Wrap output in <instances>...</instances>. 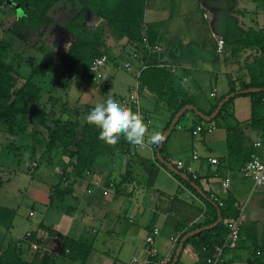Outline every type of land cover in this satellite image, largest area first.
I'll list each match as a JSON object with an SVG mask.
<instances>
[{
  "label": "crops",
  "instance_id": "1",
  "mask_svg": "<svg viewBox=\"0 0 264 264\" xmlns=\"http://www.w3.org/2000/svg\"><path fill=\"white\" fill-rule=\"evenodd\" d=\"M260 11L264 12V0L147 1L144 25L147 27L148 24H155L154 43H159L163 48L162 55L155 57L157 64L165 63L176 68L171 77L174 87L182 90L200 112L210 113L216 101L229 95L232 88L238 94L244 91L246 85L264 83V27L258 21L246 19L247 22H244L245 17H253V14L257 15ZM217 39L224 41L221 52L217 51ZM108 46L107 60L111 59L110 51L114 55L119 52L120 56L130 58V46L124 40H112ZM184 47L186 48L183 50ZM209 47L222 57L210 58L205 52ZM186 51L190 57H186ZM139 70L140 63L132 60V70L129 72L133 73L136 82H139ZM189 74L198 85L197 88H202L207 101L193 100L197 88L188 80ZM107 79L105 80L109 85ZM136 82L128 83V93ZM95 86L98 87L96 84ZM140 92L145 93L144 99L148 101H143L141 107L140 100L139 108L150 119L149 132L163 135L168 129L165 130V127L173 110L150 89L140 88ZM211 93L213 97L210 96ZM237 94L231 98L233 100L221 116L218 113L210 122L202 120L201 123L215 126L212 132L192 136L190 130L197 125L193 114L188 117V124L179 122L163 144L165 146L161 157L173 167L181 161L185 168H191L197 178L180 172L192 178L198 187L213 197H233L239 206L238 219L243 230L247 225L254 224L256 242L262 248L264 190L261 189L263 197H251L257 187L245 179L241 171L251 155L264 157V147L256 146L257 142L264 144V103L254 107L250 96ZM127 95L121 93L117 99ZM158 107L161 110L155 114ZM151 109L155 110L152 112ZM64 112L68 111L60 113L64 115ZM58 115L55 118L62 117ZM74 116L77 119L63 120L87 124L85 120H78L81 117L78 113ZM44 131L31 126L26 136L33 141L37 133L42 136ZM228 133L234 143V153L231 156L227 150ZM2 137L7 141L14 138L5 135ZM3 145L2 143L1 147ZM15 146L22 149V146ZM156 153L152 145L144 149L131 145L129 152L116 151L110 158H99L93 171L76 184L71 195L56 198L58 206L55 207L52 206L55 199H50L52 186H45V205L52 209L55 217L44 220L39 225L50 228L62 238L70 237L90 245L92 252L84 264H90L93 259L97 260V264L111 261H114L113 264H157L159 260L168 261L175 248L173 238L202 222L209 216V212L205 204L175 178L177 175L158 161ZM194 153L198 156L196 160L192 158ZM209 159H216L218 163L213 165ZM226 177L230 178L228 190L221 187V182ZM179 223L188 225L177 231ZM39 225L36 229L26 231L25 235L36 231L37 237L45 242L44 249L55 253V242L49 238L46 230H39ZM153 228H157L159 233L152 244H147L146 238ZM7 233L5 231L1 240L5 235L7 241ZM243 234L244 231L242 237ZM243 245L247 248L249 243L245 241ZM38 246L34 243L31 249L35 251ZM235 251L224 253L227 263L238 264L241 261ZM150 252L154 253L153 258L149 257ZM177 264L205 263L188 244L183 246Z\"/></svg>",
  "mask_w": 264,
  "mask_h": 264
},
{
  "label": "trees",
  "instance_id": "2",
  "mask_svg": "<svg viewBox=\"0 0 264 264\" xmlns=\"http://www.w3.org/2000/svg\"><path fill=\"white\" fill-rule=\"evenodd\" d=\"M60 1L0 0V3H12L21 11L20 19L13 31L14 35L8 33V31L10 32L9 29L5 31L6 35L0 40V130L7 137L26 135L29 128L30 107L38 103L42 91L40 84L35 83V80L38 78L41 82L49 71L47 61L37 60L35 56L26 57L22 52L16 51L14 49L15 39L20 38L25 41L23 36L29 31L36 33L38 37H42L45 33L42 29L47 23L46 15ZM70 1L72 4H79L81 9L64 25V30L72 38V41L59 63L63 77L78 75L81 78L91 79L92 74L89 67L93 60L108 54L107 38L115 42L124 40L130 46L129 55L132 52H142L143 58L146 59L147 67L139 73L140 88L150 89L173 110L165 130L183 107L193 105L182 90L174 87L171 79L173 73L168 69L158 67L155 57L144 56L145 52L141 47V38L144 33L151 43L156 41L155 24H148L147 27L144 25V11L148 0ZM89 13L98 22L97 25H87ZM22 67H25V70L28 69V73L22 70ZM250 88H264V83L246 85L243 90ZM234 92L232 88L229 94ZM242 95L250 96L254 107L264 103V92L237 94V96ZM224 97L216 101L210 113L203 114L210 116ZM232 100L230 99L223 106L218 116L226 111ZM190 112L193 114L197 125L203 122L193 111L190 110ZM185 114L181 115L174 128L177 127ZM31 118L35 124L46 131L44 152L49 154L53 151H60L62 156L66 158L60 168V182L52 186L50 199L71 195L76 184H79L86 174L93 171L99 158H110L116 154V151L123 153L130 151L131 145L123 137L115 146L106 145L98 140L99 129L96 127L79 124L77 121L49 117L42 108L38 113L33 114ZM164 146L160 150L161 156ZM157 150L158 146L155 152ZM227 150L230 156L234 153L233 138L229 133L227 135ZM174 167L176 166L174 165ZM175 178L205 204L209 216L178 237L174 252L165 264H171L175 251L183 237L192 231L215 223L220 217L221 222L216 227L188 238L184 245L190 244L197 253L198 258L206 264V259L211 255L212 249L223 243L227 237L228 231L225 221L239 217V206L231 196L218 199L200 188L204 194V196H201L188 182L178 176H175ZM190 180L193 181L192 178ZM15 215V209L0 206V227H3L6 233L11 230ZM187 225L188 223L186 225L179 223L177 231H181V228ZM39 230H46L49 238L53 239L56 254L44 249L43 243L45 242L37 237L36 231L30 232L16 241H6L4 235V239L0 240V264H84L92 252L90 245L70 237L62 238L55 231L45 228L42 224L39 225ZM242 231H244L243 237L241 236ZM255 234L256 227L254 224L247 225L244 230L242 225L238 245L234 249H225L222 255L223 260L226 251L244 247L243 244L247 241L249 243L247 249L252 254L247 259V264H263L264 247L261 248L257 245ZM34 243L39 245L35 251L31 249V245ZM224 264L229 263L224 260Z\"/></svg>",
  "mask_w": 264,
  "mask_h": 264
},
{
  "label": "rangeland",
  "instance_id": "3",
  "mask_svg": "<svg viewBox=\"0 0 264 264\" xmlns=\"http://www.w3.org/2000/svg\"><path fill=\"white\" fill-rule=\"evenodd\" d=\"M80 9L81 6L77 3L72 4L70 0H61L46 15L47 23L42 29L45 31L42 37H38L36 33L29 31L23 36L25 41L20 38L15 39L14 49L16 51L22 52L26 57L35 56L37 60L43 59L49 64L47 76L41 82L38 78L35 80V83L40 84L42 91L38 103L30 107V115L28 117V126L30 128L33 126L42 129L31 118L41 108L45 110L49 117H57L60 112L67 110L68 112H64V115L59 114L62 119H65V117L71 120L77 119L74 114L78 113L81 116L78 120L83 121L95 104L106 101L109 97L117 99L121 93L124 96L127 95L128 83L136 82L132 75L133 73L127 71L124 67L127 62L132 66V60L126 58V56H120L119 52L115 56L112 51L109 53L111 59H108L105 66L100 70L103 77L109 79L108 86L99 85L96 87L91 79L81 78L78 75L68 76L67 78L62 76L59 63L72 41V38L64 30V25ZM20 16L21 11L17 6L10 2L0 3V40L6 35L5 31L9 29L10 32L8 31V33L14 35L13 31L16 29L15 25ZM246 19L248 21H258L264 27L263 11L258 12L257 15L253 14V17H245V23L247 22ZM97 23L89 13L87 25H97ZM167 38L166 35L165 40ZM109 43H112V40L107 38V44ZM205 52L212 59L222 57L211 47L207 48ZM185 54L186 57H190L187 51ZM22 70L28 73V69L25 70V67H22ZM191 76L189 74L187 78L196 89L198 85L191 79ZM143 92L139 93L141 107L143 101H147L144 99L145 93ZM194 96L193 100L196 102L207 101V96H205L202 88H197ZM149 105L152 107L150 103ZM154 110L151 109L152 112ZM160 110L161 108L158 107L154 113L156 114ZM186 115L180 121V124H188L190 122L188 117L192 113L188 111ZM46 135V131H44L42 136L37 133L33 141L26 135H18L7 141L2 137L0 130V206L16 210L13 228L7 233V240L9 241L23 238L26 231L36 229L39 223L55 217L52 209H48L45 205V202H47V191L44 192V190L46 187L55 186L60 182V168L66 158L62 156L60 151H53L49 155L44 152ZM5 142L7 143L5 144ZM2 143L4 144L3 147H1ZM15 145L22 146V149L16 148ZM33 164H36V166ZM33 190L36 192H33ZM252 196L253 198L257 196L263 197L262 190L260 188L254 189L251 193ZM54 199L53 207L58 206V200ZM249 201H251V198H249ZM30 213H32L31 217L29 216ZM4 233V228L0 227V240ZM235 254L241 260L238 264H246V259L252 256L250 250L245 246L236 249ZM262 260L264 264V254ZM96 261L93 259L90 264H97ZM113 262L106 264H113Z\"/></svg>",
  "mask_w": 264,
  "mask_h": 264
},
{
  "label": "built area",
  "instance_id": "4",
  "mask_svg": "<svg viewBox=\"0 0 264 264\" xmlns=\"http://www.w3.org/2000/svg\"><path fill=\"white\" fill-rule=\"evenodd\" d=\"M217 51L221 52L222 47L224 45V41L222 39H217ZM141 47L143 49V52H145L146 57H160L163 53V48L159 43H151L144 34L141 40ZM130 59L133 61H138L140 63V70L139 73L147 67V62L146 59L143 58V53L142 52H132L129 55ZM107 62V57L106 56H101L98 58H95L92 62V64L89 67V71L92 74V81L96 85H101L104 83L105 85H108V82L105 80L101 73V69L105 66ZM158 67L160 68H165L170 70L171 73H174L176 71V68L171 65H167L165 63H159L157 64ZM125 69L127 71L132 70V66L127 62L124 65ZM139 89L140 85L139 82H136L129 90V93L127 97L121 98V99H116L119 101L122 105L128 106L132 108L133 111H138L143 114L141 109L139 108ZM211 97H213V94H210ZM144 117V122L147 125H150V119L147 115L143 114ZM215 130V126L211 123H199L198 125H195L191 129V134L192 136H197L202 133H209ZM256 146L259 148L264 147L263 143L257 142ZM153 149H156L157 145H152ZM194 160L198 159V156L196 153L193 154L192 157ZM209 162L213 165H216L218 161L216 159H209ZM176 169L179 171H182L184 174H190L192 178H197L196 174H194L191 171V168H185L183 163L181 161L177 162L175 164ZM242 176L250 180L255 187L263 189L264 190V157H258L256 155H251L249 160L243 165L242 167ZM221 187L224 190H228L230 188V178L226 177L223 179L221 182ZM32 213H30V216ZM226 227H227V237L225 241L219 245H216L212 251L211 255L207 257L206 259V264H224L223 260V252L225 249H234L238 245V242L240 240V229H241V222L240 220L237 219H229L225 221ZM159 230L157 228H153L149 234V236L146 238V243L147 244H152L153 239L156 235H158ZM178 239V236H175L173 238L174 244L176 243ZM55 254L56 251L54 250ZM155 255L154 253L150 252L149 257L153 258ZM135 261V260H134ZM167 262L166 259L164 260H159L157 261V264H165Z\"/></svg>",
  "mask_w": 264,
  "mask_h": 264
},
{
  "label": "clouds",
  "instance_id": "5",
  "mask_svg": "<svg viewBox=\"0 0 264 264\" xmlns=\"http://www.w3.org/2000/svg\"><path fill=\"white\" fill-rule=\"evenodd\" d=\"M84 120L99 129L98 140L110 146L118 144L122 137L140 149L159 145L164 139L159 132H149L142 113L122 105L113 97L95 104Z\"/></svg>",
  "mask_w": 264,
  "mask_h": 264
},
{
  "label": "water",
  "instance_id": "6",
  "mask_svg": "<svg viewBox=\"0 0 264 264\" xmlns=\"http://www.w3.org/2000/svg\"><path fill=\"white\" fill-rule=\"evenodd\" d=\"M264 91V89H248V90H244L242 91L241 93H257V92H262ZM237 93H232V94H229L227 95L226 97H224V99H222L220 101V103L217 105V108L215 109L214 113L210 116H206L204 115L202 112L198 111L196 109V107H194L193 105H187L185 107H183L176 115L175 117L173 118V120L171 121V124L169 125L168 129L165 131V133L162 135L164 137L163 139V142L159 144L158 146V151L156 153V158L158 159V161L163 164L168 170H170L172 173H174L175 175L179 176L181 179H183L184 181L188 182L190 184L191 187L194 188V190L199 193L201 196H204L202 190L200 189V187H198L194 182H192L190 180V178H188L186 175H184L183 173H181L179 170H177L176 168H174L172 165H170L168 162H166L160 155V150H161V147L163 146V144L165 143V141L167 140L170 132L174 129L175 125L177 124L179 118L181 117V115L185 114L186 112L188 111H193L199 118H201L203 121H206V122H210L212 121L216 116L217 114L221 111V109L223 108V106L233 97L236 96ZM221 222V218L218 217L217 221L209 226H206V227H202L200 228L199 230H195V231H192L190 233H188L185 237L182 238L178 248L176 249L175 251V255L173 257V260L171 262V264H176L177 261H178V258L180 256V253L182 251V248L183 246L185 245L186 243V240L200 232H203V231H208V230H211L213 229L214 227H216L219 223Z\"/></svg>",
  "mask_w": 264,
  "mask_h": 264
}]
</instances>
